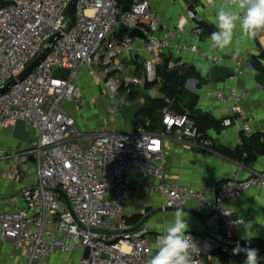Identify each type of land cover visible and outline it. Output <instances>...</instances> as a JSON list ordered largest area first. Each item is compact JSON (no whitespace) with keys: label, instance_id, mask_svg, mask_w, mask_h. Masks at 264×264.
<instances>
[{"label":"built area","instance_id":"built-area-1","mask_svg":"<svg viewBox=\"0 0 264 264\" xmlns=\"http://www.w3.org/2000/svg\"><path fill=\"white\" fill-rule=\"evenodd\" d=\"M71 1L0 0V89L49 48L27 77L0 95V130H12L18 120H24L28 131V143L21 150L10 153L0 146V161L10 160L16 176L20 163L22 172L32 171L34 179L21 191L22 206L0 210V243L10 242L13 248L9 260L13 264H47L55 255L80 252L77 264H147L161 234L153 235L148 223H130L143 186L158 198L162 210L193 206L192 210L202 214L209 209L188 231L197 245L192 251L196 264H212L199 236L235 242L238 229L246 227L260 231L264 242V229L251 225L237 211L245 192L252 188L264 191V170H252L245 179L227 178L211 199L201 189L167 179L168 136L175 134L179 141L199 148L214 145L203 137L195 119L173 113V99H164L160 132L147 129L150 121L147 127L136 123L124 129L122 125L127 121L121 104L128 103L133 87L162 82L157 67L164 66L168 53L175 67L184 66L186 53L214 66H221L224 56L216 49L207 52L196 44L181 43L184 27L161 26L148 0H133L129 11H118V0H76L72 25L65 31ZM226 2H210V6L221 7ZM187 19L196 24L192 36L199 42L201 17L188 10ZM122 26L128 33L118 39ZM136 28L145 36L153 58L145 63L143 78L120 75L122 66L116 64L121 54L134 51L130 31ZM99 65L104 68L102 79L96 68ZM242 68V62L236 61L234 72L241 74ZM58 70H67V77L57 75ZM87 70L104 86L107 100L101 109L112 121L85 133L66 104H75L83 124L89 123L88 101L80 85ZM213 97L230 104L232 114L240 116L224 118L223 128L251 131L248 123L240 124L245 118L242 93L236 88L226 92L206 89L204 98ZM132 202L134 210L127 213ZM86 249L90 251L87 258Z\"/></svg>","mask_w":264,"mask_h":264},{"label":"crops","instance_id":"crops-1","mask_svg":"<svg viewBox=\"0 0 264 264\" xmlns=\"http://www.w3.org/2000/svg\"><path fill=\"white\" fill-rule=\"evenodd\" d=\"M148 1L158 16L161 26L168 29H175L180 26L184 27L181 43L196 44L200 49L207 52L215 50L211 46L210 36L213 31L217 30L215 17L216 11L220 6L211 7L210 2H218L220 0ZM127 6L122 5L121 7L124 8ZM188 10L195 11L202 19L199 24L202 31L199 42L195 41L192 36V30L196 24L188 22ZM233 10H235L234 6ZM126 33L128 32L118 34V39H121ZM133 38V52H136V58H134L133 52H125L117 57L116 64L122 66V72H119L120 75H135L143 78L145 63L153 58L146 49L145 38ZM216 50H219L224 56V62L221 67L234 71L235 62L240 61L243 64L242 73L236 74L234 72L233 78L230 77L222 79L219 83L209 84L205 79V73L214 65L209 64L199 56L191 53H186L183 57L184 66H191V70L194 68L204 79L203 82H200L196 78L187 80L184 91L188 96H197L196 106L194 107L198 111L196 115L198 118L200 115L205 116L204 118H199L204 121L200 124V131L203 137L211 140L214 145L205 148L194 147L188 142L179 141L175 134L168 136L165 140L167 179L178 185L201 189L211 199L221 190L227 178L237 176L239 179H245L252 170H264V154L257 155L252 160H247L248 153L245 152L246 142L251 143L254 141L256 135L264 133V87L256 81L257 72L252 68V64L257 63L260 73H264V57L262 56V52H264V30L258 32L256 37L250 38L237 28L234 32L233 43L225 49ZM168 56H171V54L168 53L166 57ZM159 67L162 68L163 66ZM169 67H175L174 59L170 62ZM85 74L86 72L83 73L81 80L84 79ZM146 83L144 87H133L139 93L140 98L146 96L150 90L146 88ZM162 83L165 82H158L157 85L162 86ZM208 88H212L214 92H226L231 88H236L244 95L241 106L245 112V118L240 120V124L242 122L248 123L251 128L249 133L240 131L236 126L222 127L221 122L224 118L232 117L233 119H240V116H234L232 114L230 104L222 103L214 97L205 99L204 94ZM102 96L104 97L103 101H101L100 95H93L90 98H87L85 95L84 97L88 103L94 106L96 105V108H98L97 106L100 107V105L103 106L106 103L105 91L102 93ZM165 97L162 94V99H165ZM180 101L188 109L187 105L190 99L186 98ZM128 102L133 103L135 101L130 97ZM102 116H105V118H101L100 115L101 122L95 124V127H91V123H82V126L80 124L79 126H81L82 132L94 131L103 124L111 123L112 120L110 118H107L104 114ZM146 121L150 120L146 118ZM213 122H218V126H213ZM137 123L141 124L138 120ZM122 125L124 129H131L127 124ZM12 130L7 128L0 130V146L10 153L21 150L24 147L23 143L12 137ZM239 141H243V145H240ZM20 166L21 164L19 163L16 168L19 174L16 176L13 175L15 169L12 167L10 160L0 161V210H10L17 205H23L21 191L34 179L32 177V171L30 173H23ZM141 196L142 198H138L136 201L137 213L131 219L133 221L132 223L138 225L142 222L148 223L153 235L162 234L163 229L173 219V214L176 210H162L158 198L144 186ZM191 207L193 208V206ZM192 208L184 209V215L189 224L188 231L192 230L193 223L196 219L205 217L209 211L208 208H205L202 214H198ZM133 210L134 202L127 208V213H132ZM143 210L146 211L145 215L142 213ZM237 211L251 225H259L264 229V191L258 188H252L245 192L237 204ZM199 237L203 242L205 257L212 264H244L246 254L243 252L234 254L233 249L237 245L241 248L251 247L255 249L264 244L260 231L246 227L238 229L235 242H227L222 237L217 239L209 238L208 236ZM218 245L221 247H218ZM222 246L227 250L224 251ZM12 252L13 248L10 242H1L0 264H13L9 260V254ZM259 264H264V259Z\"/></svg>","mask_w":264,"mask_h":264},{"label":"clouds","instance_id":"clouds-1","mask_svg":"<svg viewBox=\"0 0 264 264\" xmlns=\"http://www.w3.org/2000/svg\"><path fill=\"white\" fill-rule=\"evenodd\" d=\"M233 6L235 10H233ZM216 31L210 36L214 49H225L233 43L234 32L239 28L250 38L264 30V0H227L216 11ZM189 224L184 209L178 208L173 219L155 240V252L147 264H196L192 251L197 247L188 233ZM234 254H246L244 264H259L258 250L237 245Z\"/></svg>","mask_w":264,"mask_h":264},{"label":"water","instance_id":"water-1","mask_svg":"<svg viewBox=\"0 0 264 264\" xmlns=\"http://www.w3.org/2000/svg\"><path fill=\"white\" fill-rule=\"evenodd\" d=\"M75 7H76V0H72L70 3L69 9H68V13H67L66 25L64 28L65 31H67L72 25L74 13H75ZM129 10H130V6L123 8V11H129ZM126 31H128V28L125 26H122L119 30V33L121 34ZM58 36L59 35H57L56 37ZM130 36L145 38L142 31L137 28L130 31ZM53 42H54V38H52L49 43L51 44ZM48 51H49V48L45 49L44 52L33 63H31L26 68L25 71H23L17 77V79L12 80L8 84H6L5 87L1 88L0 95L7 92L9 88L17 82V80H23L25 77H27L31 73V71L34 69V67L39 65L40 62L45 58ZM133 55H134V58H136L137 56L136 52H133ZM262 56L264 57V52H262ZM170 62H172V57L171 56L166 57L165 64L161 69L162 71L161 80L163 82L169 81L174 76L187 74L188 72L191 71V66L189 65L170 68L169 67ZM252 68L257 72L256 81L258 82L259 85L264 87V73H260L257 63H253ZM56 74L62 77H67L68 71L58 70ZM233 76H234V71L232 69L221 67V66H213L210 69H208L205 73V79L209 84L219 83L221 82L222 79H227ZM160 90H161V86L157 85L148 91V95L153 99H161L162 94ZM145 102H146V99L143 97L133 103L124 102L121 104L120 106L121 113L130 125H135L137 123V116L141 113L143 107L145 106ZM171 110L173 111L174 114L187 115V116H190L191 114L190 110L183 106V104L180 101L179 96L173 99V102L171 104ZM202 117L204 118L205 116L204 115L199 116V118H202ZM12 137L15 140L23 144L28 143L27 124L24 120H18L16 122L12 130ZM30 160L33 161V158L31 157ZM167 210H176V209L169 208ZM89 252H90L89 249H86L85 255H84L85 258L89 256Z\"/></svg>","mask_w":264,"mask_h":264},{"label":"trees","instance_id":"trees-1","mask_svg":"<svg viewBox=\"0 0 264 264\" xmlns=\"http://www.w3.org/2000/svg\"><path fill=\"white\" fill-rule=\"evenodd\" d=\"M133 3V0H118V7H121L122 5H128L130 6ZM161 67H157V76L162 75ZM192 78L198 79L200 82H203L204 79L201 77V75L193 68L190 72L187 74L177 75L174 76L169 81L162 83L161 86V94L165 95L166 97L170 99H174L175 97L179 96L180 100H184L186 98H189V104L187 105L188 109L190 110L191 114L190 117L195 119L199 128L200 124L204 122L203 120L199 119L197 117L198 111L194 109L196 106V95H190L184 91V86L186 84V81ZM158 81L154 80L151 82L146 83V88L152 89L153 87L157 86ZM131 99L133 101H138L140 99L139 93L133 88L131 95ZM146 99L145 106L143 107L141 114L145 115V119L141 121L143 126H146V118H148L151 122L150 126L147 127L148 130L152 132H158L162 129V122H161V109L166 105L164 99H153L148 94L144 96ZM138 120V119H137ZM212 124V123H211ZM218 122H213V126L217 127ZM263 139V141H261ZM245 152L248 153L247 160L254 159L257 155L264 154V133L258 134L254 137V141L251 143L245 144ZM242 154V152H240ZM133 222V221H131ZM263 242V241H262ZM264 243V242H263ZM262 243V244H263ZM264 245V244H263ZM261 245L255 249L258 250V261H262L264 259V246Z\"/></svg>","mask_w":264,"mask_h":264},{"label":"rangeland","instance_id":"rangeland-1","mask_svg":"<svg viewBox=\"0 0 264 264\" xmlns=\"http://www.w3.org/2000/svg\"><path fill=\"white\" fill-rule=\"evenodd\" d=\"M121 8L122 7H118V11ZM96 68H97V71L100 73L99 74L100 78L102 79L104 77V74H103V72H104L103 69L104 68L102 66H100V65L97 66ZM100 78H98L93 73V71H91V70H89V71L87 70L86 71L84 79L80 81V85L82 86L83 93H85L87 98H90L93 95L94 96L100 95L101 96V101H103L104 97L102 96V93H104L105 90H104V86H103ZM121 92H123V90ZM88 104H89L88 105V108H89V111H88V119H89V121L88 122L91 123V127L92 126L95 127V124H99V122H101L100 115L102 116V114H103V112H101V107L102 106L101 105H100V107L97 106L98 108H100V109H98V108H96V105L94 106V105H91L90 103H88ZM66 107L70 110V112H72L74 117L77 119L78 125L81 124V126H82V123H84V120H82L79 117V112L77 110V106L75 104H73V103H69V104H66ZM137 119H138L139 122H141V121H143L145 119V115L140 114V115L137 116ZM85 124H88V123H85ZM127 125L129 127H132V125H130L129 123H127ZM20 169L22 170V166H20ZM141 193H142V190H141ZM139 198L141 199L142 196L139 197ZM130 223H132V222H130ZM80 257H81V253L80 252H74L71 255H55L49 261L48 264H77V262H78Z\"/></svg>","mask_w":264,"mask_h":264}]
</instances>
